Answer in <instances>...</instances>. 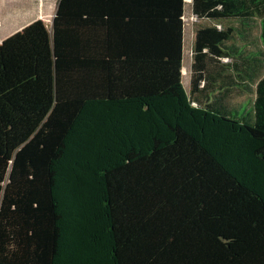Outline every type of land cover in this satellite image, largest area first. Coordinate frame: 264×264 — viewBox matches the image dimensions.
<instances>
[{"label":"trees","instance_id":"1","mask_svg":"<svg viewBox=\"0 0 264 264\" xmlns=\"http://www.w3.org/2000/svg\"><path fill=\"white\" fill-rule=\"evenodd\" d=\"M184 5L0 43V264H264V0H191L188 90Z\"/></svg>","mask_w":264,"mask_h":264},{"label":"crops","instance_id":"2","mask_svg":"<svg viewBox=\"0 0 264 264\" xmlns=\"http://www.w3.org/2000/svg\"><path fill=\"white\" fill-rule=\"evenodd\" d=\"M47 6L48 0H0V43L40 19Z\"/></svg>","mask_w":264,"mask_h":264},{"label":"rangeland","instance_id":"3","mask_svg":"<svg viewBox=\"0 0 264 264\" xmlns=\"http://www.w3.org/2000/svg\"><path fill=\"white\" fill-rule=\"evenodd\" d=\"M58 0H48V6L45 12L41 15L40 19L50 29L51 20L55 12L56 2ZM184 32H183V62H182V84L185 90L189 89V78H190V63H191V45L194 41V25L197 23L191 12V0H184ZM53 5V6H52ZM35 21V20H34ZM33 22V21H32ZM242 99V98H241ZM238 98V100H241ZM245 109L239 110V113L244 112Z\"/></svg>","mask_w":264,"mask_h":264}]
</instances>
